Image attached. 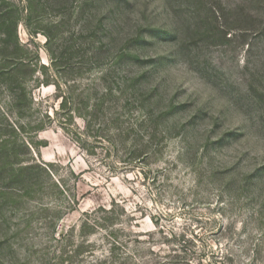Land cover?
Instances as JSON below:
<instances>
[{
	"label": "rangeland",
	"instance_id": "rangeland-1",
	"mask_svg": "<svg viewBox=\"0 0 264 264\" xmlns=\"http://www.w3.org/2000/svg\"><path fill=\"white\" fill-rule=\"evenodd\" d=\"M0 7V264H264V0Z\"/></svg>",
	"mask_w": 264,
	"mask_h": 264
},
{
	"label": "trees",
	"instance_id": "trees-1",
	"mask_svg": "<svg viewBox=\"0 0 264 264\" xmlns=\"http://www.w3.org/2000/svg\"><path fill=\"white\" fill-rule=\"evenodd\" d=\"M16 17L10 13L9 9H1L0 7V28L5 25L7 32L5 33L4 31L2 32V39H1V45H0V77H3L5 79L10 80L11 82L15 83L16 85V89H20L24 91V80L26 79V76L30 73L34 71V67L32 66L31 63L27 62L25 59H19L17 62H15V64L9 69V72L5 73L4 71H2V69H4V67L6 66V62H5V56H7V54H9L10 52H8V46L9 43H12V52L13 53H17L21 50V45L18 43L16 37H11L12 34H14V25H16ZM10 27H12V30L10 31ZM2 30V29H1ZM9 31V32H8ZM13 32V33H12ZM8 76H5V74ZM15 89V87H14ZM24 92L21 96L24 97ZM26 99V98H25ZM32 99H30L31 101ZM29 101V102H30ZM13 132H16V130H22L23 131V127L22 125H17L16 124V128H12ZM28 142V143H27ZM27 142H25L24 140L21 141V146H23V148H25L28 153H29V146L35 147L36 146V142L32 141V139H29ZM1 151L5 150V146L2 144L0 146ZM23 162V161H22ZM6 164V159H4L3 165ZM43 167V168H42ZM33 168H39L43 171H45V173L48 175V173H50L49 168L51 169V164H47V165H43L41 166L39 163H37L34 158L31 157V161L30 163H25L22 164L19 167V172L21 174H17L14 178V176L11 173V177L14 179H17L16 182L19 181V179H21L24 175H22L23 171H30ZM10 177V179H11ZM13 179V181H14Z\"/></svg>",
	"mask_w": 264,
	"mask_h": 264
}]
</instances>
